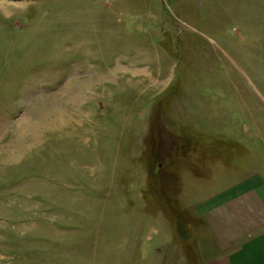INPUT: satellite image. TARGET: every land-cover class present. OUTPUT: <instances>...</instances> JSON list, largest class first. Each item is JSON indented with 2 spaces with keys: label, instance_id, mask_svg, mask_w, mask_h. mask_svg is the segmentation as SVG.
I'll return each mask as SVG.
<instances>
[{
  "label": "rangeland",
  "instance_id": "1",
  "mask_svg": "<svg viewBox=\"0 0 264 264\" xmlns=\"http://www.w3.org/2000/svg\"><path fill=\"white\" fill-rule=\"evenodd\" d=\"M253 176L264 0H0V264H202Z\"/></svg>",
  "mask_w": 264,
  "mask_h": 264
},
{
  "label": "crops",
  "instance_id": "2",
  "mask_svg": "<svg viewBox=\"0 0 264 264\" xmlns=\"http://www.w3.org/2000/svg\"><path fill=\"white\" fill-rule=\"evenodd\" d=\"M207 204L205 237L218 242V251L203 252L202 264H264V180L253 176Z\"/></svg>",
  "mask_w": 264,
  "mask_h": 264
}]
</instances>
